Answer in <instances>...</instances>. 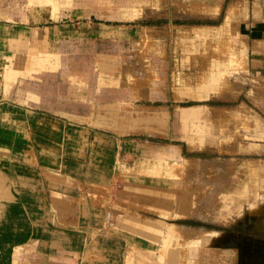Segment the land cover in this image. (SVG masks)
Wrapping results in <instances>:
<instances>
[{
	"label": "rangeland",
	"instance_id": "374dc122",
	"mask_svg": "<svg viewBox=\"0 0 264 264\" xmlns=\"http://www.w3.org/2000/svg\"><path fill=\"white\" fill-rule=\"evenodd\" d=\"M234 1L105 0L116 55L71 36L73 98L90 87L88 114L68 120L94 188L90 255L100 240L119 264H264V38L249 34L264 0ZM114 83L103 113L96 86Z\"/></svg>",
	"mask_w": 264,
	"mask_h": 264
},
{
	"label": "crops",
	"instance_id": "0c3cea01",
	"mask_svg": "<svg viewBox=\"0 0 264 264\" xmlns=\"http://www.w3.org/2000/svg\"><path fill=\"white\" fill-rule=\"evenodd\" d=\"M104 1L81 0V10L68 13L59 0H0V264H119V251L100 240L98 254L89 253V164L68 153L74 145L68 120L88 114L90 88L81 84L79 94L86 98H73L66 78L70 38L91 36L96 54L116 55L119 23L101 16ZM259 23L264 25V16L249 30L255 39L264 38ZM96 92L103 113L105 105L116 104V83L98 84ZM79 145L88 151L85 142Z\"/></svg>",
	"mask_w": 264,
	"mask_h": 264
},
{
	"label": "bare ground",
	"instance_id": "6f19581e",
	"mask_svg": "<svg viewBox=\"0 0 264 264\" xmlns=\"http://www.w3.org/2000/svg\"><path fill=\"white\" fill-rule=\"evenodd\" d=\"M184 116V115H183Z\"/></svg>",
	"mask_w": 264,
	"mask_h": 264
}]
</instances>
